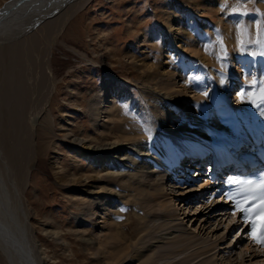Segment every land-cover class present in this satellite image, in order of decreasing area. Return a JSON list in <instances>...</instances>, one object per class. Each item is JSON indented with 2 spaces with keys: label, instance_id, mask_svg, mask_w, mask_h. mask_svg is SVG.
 Wrapping results in <instances>:
<instances>
[{
  "label": "bare ground",
  "instance_id": "obj_1",
  "mask_svg": "<svg viewBox=\"0 0 264 264\" xmlns=\"http://www.w3.org/2000/svg\"><path fill=\"white\" fill-rule=\"evenodd\" d=\"M71 1L72 0H2L0 2V42L6 41V39H13L11 41L14 42L15 39L19 38H17L19 34L29 32V29H34L33 26L36 22H40L43 20H46L43 23L44 26H52L53 28L58 27V24L60 22L62 23V19H65V22L63 24L67 23V26H71L74 22V19L67 21V16L72 12V10L74 11V8H76L77 10V5L79 6L80 4L83 7L87 0L75 1L76 3L72 4L63 14L59 15L58 17H53L55 16L57 9L65 7ZM208 1L209 2L207 3V5L209 6V8H211L212 4V9H214L212 11L211 9H208L209 13L211 14L215 12L217 14L219 5H216L220 2L217 3V0ZM222 1L223 3H226V0ZM221 6H223V4ZM260 6L262 8L261 10L264 12V0L263 2H260ZM229 10L230 9H228V11ZM226 11L227 10L221 12L224 13ZM166 14L167 16L164 22L168 26V30L171 33L176 32L175 34L183 33L184 30L181 27L180 19L176 18V15L174 13L168 14L167 11ZM221 17L218 16L215 20L213 19V21L216 24H221L223 19ZM258 18L259 17L251 15L250 17L246 18L243 16H232L227 20V22L225 21L222 29H220V31L223 32L226 43L230 48L229 58L233 61L236 60V57H238L239 54H242L240 52V49L242 47L240 45V42L243 40L242 37H239L240 35H238L241 31H243L242 27L244 28L247 23L249 24V28L253 30V32H256L257 24L260 21ZM208 26L209 29L212 28L211 25H207V27ZM215 32L217 33L218 31ZM263 32L264 28L262 29V33ZM205 36V34H198V36L194 37L193 34L189 33L186 40L187 44H182V40H176L177 38H175L174 35L168 38L166 37L167 44L165 47H172L174 48V51H176L178 49L176 47L179 46L181 49H183L184 52L188 54H186V57H184L185 54L183 55V58L185 59H187L188 56V63L185 62V66L179 65V67L175 68L174 71L171 70L169 67V61H171L169 57H172L171 55L173 52H170L169 49H167L164 52L167 54L164 56V64L162 65L161 70L160 65H157L154 62H140V66L138 67L139 73L137 75H132L140 77L143 87L146 89L149 88L151 91H153L149 94L154 97V104L161 109V112L159 113L161 116V120L163 119L165 121V125H163L164 127H158V125L155 127L154 131L158 133V136L155 137V144H150L151 149H149V146H145V149L143 147L139 148L140 151L149 152L148 155H141L143 156V158H151V160H148V162L146 163L147 165L145 168L149 169L153 167L152 170H150L149 172H147L146 170L139 171L140 173H142L138 175V177H150V180L147 183L146 181L144 182L140 179L139 181H137L138 178H132L131 175H134L133 177L135 178V174L137 175L139 172H124L123 174L125 175H121V172H118L121 169L120 167V169L118 170V166L120 164L123 165L122 161L135 162L133 160L134 158L130 157V154H133L134 152H130V154H128L126 152L127 147H125V145L129 144L131 146L136 143V141L138 142V140L150 138L149 134L150 131L152 132V129L149 128V125L152 121L145 118V115H147L145 108H137L136 111V114L140 115V118L141 116L145 118L143 126L137 121L133 123L130 122V124L125 121L126 119L124 117L126 114L123 110V107H120L118 105L119 103H116L118 99H123L121 97L123 96V94H127L121 80H118L114 83L108 81L103 87V95L100 98L96 99L98 101L95 100L96 102H92V104L90 105L91 116L96 126V135L88 132L82 133V138L76 139V148H71L70 152L71 150L74 151L73 157L75 159H87L89 165H92L93 168H91L90 170L88 168H85V166H80L81 169L77 171H65V175L61 178H67L69 181L67 184H65V188L69 191H73V195H71L70 198H72L74 202L87 204L85 209L90 212L91 216L93 215V218L89 223H94L96 225H100V223L102 224L101 226H99L100 230L95 231L96 237L98 239L97 243H95V245L91 247L93 253L97 256H100V259L94 257V260L97 261V263L95 264H120L126 258H128L127 261H133L130 264H190V262L195 261V259L205 256L212 250L218 248L219 245L217 244V242L209 239V234L210 232H212V236L216 235L217 237H220V235L218 236L216 232H213L215 230L209 229V227H211L213 224L216 225L217 223L218 226H220L221 224L223 225L224 220H229V223L225 226V230L223 229L221 236L224 235V232L229 233L238 226V230L242 229V232L239 234L240 238L238 239L236 244L231 246L230 243L224 246V248L229 249L227 251L229 254L228 257H225L226 251H224V248H219L220 250L218 254H221V258L224 259L225 262H230V260H232V253L235 249H237L236 245H238L241 241L242 244L238 246L240 248L239 263L243 264L244 257H249L253 260V257L255 256H264L261 255L264 254L263 246L254 243L252 245L251 242H248L247 234H245L246 229H243L242 226L240 227V219L237 217V213L235 212L234 215L233 212H231V206L229 205L230 207H228L227 201H224L223 197V205L219 204V198L221 197L218 196L215 199H212V201L211 198L208 197L211 205L206 207L205 204L204 208L201 210V212H203L204 210L208 209L214 210L217 207L224 208L223 211L221 210L222 212L216 214L214 213V221L210 220L211 217L207 215L208 217H202L200 219L201 221L197 224L199 226H195L194 229L189 228L190 230L186 227L187 223H185L184 221L185 219L188 222L194 221L192 217L190 218L188 215L194 216L197 213L190 214V212H188L189 207L185 205L193 204L194 199L192 200V198H194V195H197V197L198 195H204V193L207 192L210 186L209 183L211 181L207 177V175L202 172H197L192 177H189L188 174H191L190 169H200V166L203 165L204 160H206L209 155H212V157L209 159L218 164L220 163L221 157L224 160L228 158L229 155H231L229 157H232L233 159H235V161L237 159L242 160V158H251V156H253V159L262 158L255 157V154L257 153L256 150H254L252 142L255 141V138H258L262 135V132L260 130L258 132L255 131V125H257L256 116H258V119L261 118L262 122L264 123V99L261 103L257 100V98L261 95V90L257 88L258 84H252L253 80H249V77L243 79V76L239 73V69H233L234 71L232 73L237 75L238 80H241L239 84L243 85L250 83L248 88L252 87L255 88V90H248V92L246 90V95L240 97L239 99L237 97L240 93V90L237 91L235 98L237 102L242 103V105L244 106H239L238 110H234L231 117H226V115L224 114L229 111L227 108L223 112H219L217 110L218 100L215 101L212 105H207L204 93L199 94V96L195 98V100H200L196 102V105L200 104V106H198V108L200 109V113H194L196 109L195 106H192V102H194L195 100L192 99L190 101L187 96H177L183 92H186L185 95H188L189 93V91L187 90L188 85H186L187 77L184 76L187 67L190 68L191 65H196L199 63V65L209 68L214 74L219 69L226 68L224 67V65L219 67L220 63L218 57L221 56L220 53L223 50H221L220 47L218 48L219 41L217 36L214 37L212 35L213 37L211 43L215 51L214 52L212 50V52L214 53L213 56L210 54L209 47L211 46V44L210 46H207L205 42H203V44L196 43L198 42L196 40L197 38L200 42V39ZM144 37L145 34L143 35V38ZM32 41H34V39ZM8 46L9 51L12 52L10 53V58L12 59L11 64L14 66H21L26 57L25 55L28 49H26L25 51L23 47H20L17 44ZM8 46L5 47L7 48ZM200 53H202L201 56L199 55ZM28 55L30 56V53ZM126 55L128 58H131L134 53L128 51L126 52ZM195 56L197 57V60L193 59V57ZM134 59L136 58L134 57ZM40 60L41 61L36 62V65L40 69V71L37 73L38 76L36 78V85H34V82L32 83L33 85L30 84L31 86L25 85L24 81L22 80V78H24V73L20 74L21 71L18 76H15L17 73L13 70L14 75H11V81H13L12 93L14 92L12 98L14 99L15 105L17 104V102L20 104V108L15 107V117L13 116L12 118L16 130V135L18 137V145L12 144L10 146L11 149L8 148V150L5 151L9 160L4 168H0V260H3L4 258L6 263L8 261L10 264H44L45 259H48L50 257L51 259L56 260V262L52 263L57 264L58 262V257H54L48 252L44 251V259L37 251L36 243L34 242L35 240L32 236V229L29 225V221H31L29 217L30 213L26 210L24 201H22L23 193L25 191V185L27 183H30L31 179L35 175V167H33V165H36L35 162L39 161V154H41V152L44 154L47 153V148L51 143L49 133L46 130L48 129V127H50L51 119L46 122V127L42 125L45 128L46 132H44L43 130V132L38 135L39 139L37 138L38 140L36 141L34 137L32 138V136L28 134L29 127L26 121L27 116L24 117L25 115H27L26 110H28L24 107L26 106L27 101H37L36 99H34L33 94L36 91L40 94L45 89L50 90V79L48 80L47 78L48 73L46 74V72H44V69L46 67L44 65L45 62H43V58H41ZM171 62L173 63V61ZM135 67H137V65H135ZM53 72L56 74V71ZM156 72H159V75L163 76L164 79H162L161 82L155 84V82H153L155 81L154 79L156 77H159L158 75H155L157 74ZM193 74L195 75V73ZM177 77H179V80ZM220 82V80H217L218 84ZM149 83H151V85H149ZM151 86L154 87L151 88ZM179 87L183 88V92L176 93V96H168L165 94L166 91H173V93L176 91H180L179 89H176ZM261 87L264 88V81L261 83ZM24 89L28 92V99L25 97L26 95L23 94ZM198 91H200L199 88ZM120 92L122 93L119 94ZM229 92L230 91L227 92L226 98L230 95ZM161 93H163V95L165 94V97L155 96V94L157 95ZM147 94L148 91L147 93H145V95ZM255 94L257 106L255 108L251 107L247 109L245 106H249L251 104L250 102L252 98L255 97ZM24 97L27 99V101L26 99H24ZM168 100H172L175 106H181V109L179 111L183 112L182 116L186 115L187 113L188 117H190L191 114H196L199 116L198 119L190 120L185 118L186 121H184L180 119L182 116L178 114L177 116H175V109H172V107L169 105ZM252 110H254L256 114L253 113ZM61 115L66 117L67 114L65 113V111H62ZM153 118L154 117H152V119ZM12 119L9 123L12 122ZM67 120L69 119L67 118ZM153 120L155 121L156 119L154 118ZM194 121L196 122L195 124ZM169 123H173V125L170 126ZM10 126L12 127V123ZM128 128H130V130H128ZM164 128L167 131L176 134L175 137H172L173 135H168L167 133H165L163 131ZM258 133L260 135H258ZM12 136L10 135V137ZM92 144H94V146ZM37 146L40 147V153L36 151ZM192 148L194 150V153H191ZM122 149H124L123 155L119 158L118 162L114 161L115 159H112L113 156H111V154H114L120 150L122 151ZM242 150H245L246 154L243 153L242 155H239L240 152H243ZM161 151L165 154V163L163 161V164L154 162L157 158L162 159L164 157V155H160ZM129 158L131 159L128 160ZM181 165H183L184 168L185 165H189L187 167L186 175H182L185 174V172H179L180 169L177 171V168L181 167ZM11 167H13L14 169ZM8 168L10 169V171H7ZM63 169H65L63 166L60 167L58 174H62ZM18 173L23 175V178H21V180L23 179V183L19 180V185H17ZM199 176L205 177L199 186L198 184H195L193 186L188 185L187 187L179 188L178 191H174L176 188H178V184H191L193 183V181H196ZM106 177H111L112 179L118 178V183L120 184L121 188H124L125 192L121 194L116 193L115 187L117 186L110 185L109 183H107L109 185H106V187H104V185L92 186L93 188L89 190V188H91V182L93 180H99L103 182ZM129 178H132L131 182H129ZM165 179L167 181H173L170 183V185L174 183L175 187H166L167 184L164 183ZM77 183L82 184L81 189L72 187L73 185H77ZM211 185L212 188H216L217 191L219 186H222V183L220 181H216ZM83 187H87L86 190ZM82 192H85V194L87 193V195L80 194ZM219 192L220 191H217L218 194ZM10 195H14V197H16L19 201V208L17 210H13L11 206V200L9 197ZM220 196L222 195L220 194ZM175 198L177 201L182 198L183 200H181V202L184 203L182 204L181 202L178 203L176 201V203H178V207H172L175 203ZM92 200L93 202L91 203ZM21 201L23 202V206ZM179 204H182V206L185 207L180 208ZM201 207L203 206L201 205ZM194 208L196 210L200 209L199 204H196V207ZM192 210L193 209H191V211ZM210 210H208L205 215L210 213ZM16 211H19L20 213H16ZM131 212L134 213L133 221L137 222V226L134 230H132V232H128L127 230H124V227L129 224ZM95 216H97L96 219L99 220H96L94 218ZM216 217L220 219L217 220ZM135 222H132L131 224H135ZM208 225L209 227H207ZM207 229H209V231ZM56 230L57 229L54 228V230L52 231ZM86 230L87 229H80L79 233H86ZM205 230L208 231L206 233V237L204 236ZM62 231L63 230L56 231L54 234L58 236L59 239L64 240L65 244L67 242V248L70 252L72 251V249L67 239H65V236H63ZM155 231H158V234L159 231L160 233L163 231L165 233L164 235L169 236L163 238V240L165 241V243H163V246H158V244L156 245L155 242L158 243V241L160 240H153L160 238L156 237V233H154ZM200 233H203L202 236ZM151 234H154L155 237H153ZM208 242L209 244H207ZM88 244H91V242ZM166 245H168L169 247H167L165 251L164 249ZM161 248H163L164 251ZM189 251H192V254H190ZM187 252L189 253L188 256H184V253ZM71 258L75 260L78 259V257H76V253L71 254ZM210 259L211 258H209V260ZM209 260L208 258L204 259L203 261L201 259V264H207L209 263ZM160 261L162 262L159 263ZM262 262H264V260H262ZM0 264L3 263L0 262Z\"/></svg>",
  "mask_w": 264,
  "mask_h": 264
},
{
  "label": "rangeland",
  "instance_id": "obj_2",
  "mask_svg": "<svg viewBox=\"0 0 264 264\" xmlns=\"http://www.w3.org/2000/svg\"><path fill=\"white\" fill-rule=\"evenodd\" d=\"M1 1L2 0H0V2ZM75 1L78 0H72L65 7L57 9V12L53 17H58L59 15L63 14L72 4L76 3ZM221 1L222 0H217V3H220H218L217 5L215 4L216 6L219 5L217 14L215 12L210 14L208 9H211V11L214 9H212V4L211 8H209V6L207 5V3L209 2L208 0H87L83 7L80 4L79 6L81 8L77 5V10L76 8H74V11L72 10V12L67 16V21L74 19V22L71 26H67V23L63 24L65 22V19H62V23L60 22L61 25L59 23L58 27L53 28L52 26H44L43 23L46 20H43L40 22H36L33 26L34 29H29V32L19 34L17 36V38H19L15 39L14 42L11 41L13 39H6V41L0 42V168H4L9 160L5 151L8 150V148L11 149L10 146L12 144L18 145V137L16 135V130L12 118L13 116L15 117V107L20 108V104L17 102V104L15 105L14 99L12 98L14 92L12 93L13 81H11V75L15 71L17 73L15 76H18L21 71L20 74L24 73V78H22V80L24 81L25 85L31 86L30 84H32L33 82L34 85H36V78L38 76L37 73L40 71V69L36 65V62L41 61L40 59L43 58V62H45L44 65L47 67H45L46 70L44 69V72H46V74L48 73L47 78L48 80L50 79V90L45 89L40 94L36 91L33 94L34 99H36L38 102H28V92L25 89L23 91V94L26 95L25 97L27 98L26 99L24 97V99H26L27 101L26 106L24 107L28 109L26 110L27 115H25L24 117L27 116L26 121L29 127L28 134L32 136V138L34 137V139L37 141L39 139L38 135L43 132V130L44 132H46L47 130L51 142L49 147L47 148V153L45 154L42 153L39 150L40 147L37 146L36 151H38L39 153L41 152V154H39V161H36V165H33V167H35V175L31 179V182L25 185V191L22 197L24 206L30 213L29 217L31 221H29V225L32 229V236L35 240L34 242L36 243V249L44 259V251L48 252L54 257H58L57 264H95L97 263V261L94 260V257L100 259V256H97L93 253L91 247L95 245V243H97L98 239L96 237L95 231L100 230L99 226H101L102 224L100 223V225H96L94 223H89L92 220L93 215L91 216L90 212L85 209L87 204L74 202L73 199L70 198L71 195H73V191H69L65 188V184H67L69 181L67 178L61 177L65 175V171H77L81 169L80 166H85V168H88L90 170L91 168H93L92 165H89L87 159H75L73 157L74 151L71 150L70 152V149L76 148V139L82 138V133L88 132L96 135V126L91 116L90 105L92 104V102L98 101L96 99L100 98L103 95V87L108 81L114 83L118 80H121L123 83L125 92L127 94H123V96H121L123 99H118L116 103H119L118 105L120 107H123V110L126 114L124 117L126 119L125 121H127L129 124L130 122L133 123L137 121L142 126L144 124L145 118L152 121L149 125V128L152 129V132L150 131L149 134L150 138H146L148 140L144 138L138 140V142L136 141V143L131 146L129 144L125 145V147H127V150H125L128 154H130V152H134L133 154H130V157H133V160L135 162L122 161L123 165L120 164L118 166V170L121 167L120 171L118 172H121V175H125L123 174L124 172L135 173L136 171L138 173L142 170H146L147 172L152 170L153 167L149 169L145 168L147 165L146 163L148 162V160H151V158L146 159L145 157L143 158V156H141L145 154L148 155L149 152L140 151L139 148L143 147L145 149V146H149V149H151L150 144H155V137L158 136V133L154 131L155 127L157 125L158 127H164L163 125H165V121L163 119L161 120V116L159 114L161 112V109L154 104V97L149 94L153 91H151L149 88L146 89L143 87L140 77L132 75H137L139 73L138 67L140 66V62H154L155 64L160 65L161 70V67L164 64V56L167 54L164 52L167 49H169L170 52H173L171 55L172 57H169V59L173 61V63L169 61V67L171 70L174 71L175 68L179 67V65L185 66L184 63H188V56L187 59L183 58V55L185 54L184 57H186L187 53L184 52L183 49H181L179 46L176 47L178 48L176 51H174V48L172 47H165L168 37L174 35V37L177 38L176 40H182V44H187L186 40L189 33L193 34L194 37L198 36V34H205L206 36L200 39L201 43L199 42L198 38L196 40L199 43L196 41L195 42L197 44H203V42H205L207 46H210L211 44L209 48L210 54L213 56L214 53L212 52V50L214 51V47L212 46L211 40L212 37L216 34L214 37L217 36L218 38V48L220 47V49L223 50L220 53L221 56L218 57L220 63L219 67L224 65V67L226 68L219 69L214 74L209 68L199 65V63L196 65L193 64L190 66V68H186L184 74V76L187 77L186 85H188V95H185L186 92L182 91V87L176 88L180 91L175 90L176 92L174 93L173 91H166V95L176 96V93L183 92L177 96H187L191 101L192 99L195 100V98L198 97L199 94L206 93L205 97L207 105H212L215 101L218 100L217 110L219 112H223L227 108L231 113L228 111L224 114L226 115V117H231L230 115H232V112L234 110H238L239 106H244L242 105V103L237 102L235 98L237 91L240 90V92L242 91L244 92V95H246V90L247 92L248 90H255V88L252 87L248 88L250 83L243 85L239 84L241 80L237 79L236 74H232L234 71L233 69H239V73L243 76V79L249 77V80L256 81L255 84H258L257 88L261 90V95L257 98V100L260 103L263 101L264 88L261 87V83L264 81V32L262 33V29L264 28V12L261 10L262 8L260 6V2H263V0H226V3H223V1ZM222 4L223 6H221ZM200 5L202 8L200 7ZM228 9L230 10L228 11ZM225 10L227 11L224 13L221 12ZM167 11L168 14L174 13L176 15V18L180 19L181 27L184 30L183 33L175 34L176 32L171 33L168 30V26L164 22L167 16ZM220 15L223 17H221ZM250 15L259 17V35L257 28V31L253 32V30L249 28V24L246 23L244 28L242 27L243 31L238 34L240 35L239 37H242L243 44L240 42V45L245 48V51L242 54H239L238 57H236V60L233 61L229 58L230 48L227 45L225 36L223 32L220 31V29H222L225 21L227 22V20L232 16H243L246 18L250 17ZM218 16L223 18L221 24H216L213 21V19L215 20ZM207 25H211L212 28L209 29V26L207 27ZM214 30L218 32L216 33ZM144 34L146 38H143ZM33 39L34 41H32ZM257 41H259V43H257ZM13 44H17L20 47H23L25 51L26 49H28L29 51H26V57L21 66H14L11 64L12 59L10 58V53L12 52L9 51L8 45ZM5 46L8 47L6 48ZM128 51L134 53V55L132 56L133 58L127 57L126 52ZM29 53L30 56L28 55ZM199 55L201 56L202 53H200ZM134 57L136 59H134ZM193 59L197 60V57L195 56L193 57ZM176 62L180 63L178 64ZM135 65H137V67H135ZM53 71H56V74ZM193 73H195V75ZM155 75L159 76L154 79L155 81L153 82H155V84L161 82V80L164 79L163 76L159 75V72ZM177 78L179 80V77ZM217 80L223 81L224 83L221 84L220 82L218 84ZM149 85H151V83H149ZM152 87L154 86H151V88ZM198 88L200 91H198ZM147 91L148 94L145 95ZM228 91H230V95L226 98ZM121 93L122 92H120L119 94ZM165 94H155V96L165 97ZM240 97L241 96L238 95L237 98L239 99ZM198 101L200 100L198 99L192 102V106H195L196 109L194 113H200V109L198 108L200 104L196 105V102ZM168 102L172 109H175V116H177V114L180 116L183 115V112L179 111L181 109V106H175L172 100H168ZM250 103L251 104L249 106H245L247 109L251 107L255 108L257 106L256 94L255 97L252 98ZM137 108H145V111L147 112L145 118L142 116L140 118V115L136 114ZM62 111H65V113L67 114L66 117L61 115ZM152 117H154L157 121H154V118L152 119ZM198 117L199 116L196 114H191V116L188 117L187 113L180 119L186 121V119L195 120L198 119ZM67 118L69 120H67ZM11 119L12 127L10 126L11 123H9ZM43 119L45 120V122ZM49 119H51L52 124L50 123V127H48L49 130H45L43 126L46 127V122ZM258 120L259 121L257 122L259 128H261L260 131L264 130L261 118H259ZM195 123L196 122L194 121V124ZM169 125L172 126L173 123H169ZM128 130H130V128H128ZM163 131L168 135H173L172 137H175L176 135L167 131L165 128ZM9 134L11 136L13 135L14 137H10ZM1 135L3 136V138ZM92 145L94 146V144ZM128 148H130L131 150ZM123 152L124 149H122V151L120 150L114 154H111V156H113L112 159H115L114 161L118 162L119 158L123 155ZM192 152L194 153L193 148L191 150V153ZM243 153L246 154V151L244 150L243 152H240L239 155H242ZM160 155H164V157L162 159L157 158L154 162L162 163L164 161L165 163L164 152L161 151ZM130 159L131 158H129L128 160ZM62 166L65 169H63L62 174H58L59 168ZM186 167L184 168V166L181 165V167L177 168V171L180 169L181 171L179 170V172H185V174L182 175H186ZM7 171H10V169L8 168ZM197 172L200 171L190 169L191 174L188 175L189 177H192ZM141 173L139 172L137 175L135 174V178L133 177L134 175L131 176L133 179L138 178L137 181H139L140 179L144 182L146 181L147 183L150 180V177H138V175ZM22 176V174L18 173L17 185H19L18 183L20 181L23 183V179L21 180V178H23ZM132 178H129V182L132 181ZM204 178L205 177L203 176H199V178H197V180L193 181V183L191 184H178V188H176L174 191H178L179 188H184L188 185L193 186L195 184H198L199 186ZM116 179L106 177L103 182L99 180H93L91 182V188H89V190L93 188L92 186L104 185V187H106V185L110 184L117 186L115 187L116 193H124V188H121L120 184L118 183V178ZM171 182L173 181H167L166 179L164 180V183L167 184L166 187L168 188L169 186L175 187L174 183L170 185ZM215 182L210 181V186L207 192L204 193V195H198V197L197 195H194V198H192V200L194 199L193 204L185 205L189 207L188 212H190V214L197 213L194 216L188 215L190 218L192 217L194 221L188 222L186 221V219L184 220L185 223H187L186 227L188 229H194L195 226H199L197 224L201 221L200 219L202 217L210 216V220L214 221V213L216 214L224 210V208L222 207H217L214 210L208 209L211 212L206 215L205 213L208 210H204L203 212H201L205 204L206 207L211 205V203L209 202V198H211L212 201V199H215L218 196L221 197L220 192L219 194L217 193V191H220L218 190L220 189V186L217 191L216 188H212L211 184ZM72 187L81 189L82 184L77 183V185H73ZM83 188L86 190L87 187ZM80 194L87 195V193L85 194V192H82ZM9 197L13 210H17L19 208L18 199L14 197V195H10ZM182 198H180L178 201L175 198V203L173 202L174 205L172 207L177 208L178 203L183 200ZM219 200V204H222V197L219 198ZM176 201L178 203H176ZM92 202L93 200L91 201V203ZM182 204H179L180 208L185 207L182 206ZM196 204H199L200 209L196 210L194 208L196 207ZM201 205L203 207H201ZM191 209L193 210L191 211ZM16 213L20 212L16 211ZM132 213L133 212H131L129 224L124 227V230H127L128 232H132V230H134L137 226V222L133 221L134 213ZM96 217L97 216H95L94 218L96 219ZM218 219L220 218H217V220ZM132 222H135V224H131ZM223 222V225L221 224L220 226H218V223L216 225L213 224L211 227H209V225L207 226L209 227V229L215 230L213 232H216L218 236L220 235V237H217L216 235L212 236V232H210L209 234V239H212V241L214 242L216 241L219 245L218 248L212 250L205 256L195 259V261L190 262V264H201V259L203 261L207 258L208 260L209 258H211L209 260V263L207 264H242L239 263L240 248L238 247L242 244V241L239 242L238 245H236L237 249L233 251V257L231 258L232 260H230V262H225L224 259L221 258V254H218L220 250L219 248H224L225 245L230 243L231 246L236 244L238 239L240 238L239 234L242 232V229L238 230V226L229 233L224 232L223 234L225 236H221V233L225 226L229 223V220H224ZM54 228L57 229L56 231L63 230V236H65V239H67V241L69 242L73 253H76V257H78V259L75 260L71 258V254L73 253L72 251L69 252L67 248V242L65 244L64 240L59 239V237L54 234L56 232L52 231L54 230ZM80 229H87V232L79 233ZM209 229L207 230L209 231ZM207 230H205L204 233L205 237L206 233L208 232ZM162 232L160 233L159 231V234L158 231L154 232L156 233V237H160L158 239H153L160 240L158 241V243L155 242L156 245L158 244V246H163V243H165L163 238L169 237L167 235H164L165 233ZM200 234L202 236L203 233ZM151 235L155 237L154 234ZM90 242L91 244H88ZM248 242L250 241L248 240ZM207 244H209V242ZM167 247L169 246H165V251ZM161 249L163 250V248ZM228 250V248H224V251H226L225 257H228L229 255L227 252ZM188 254V252L184 253V256H188ZM190 254H192V251L190 252ZM263 257L264 256H255L253 257V260L249 257H244L243 264H263ZM127 259L128 258L123 260V262H121L120 264H130L131 262H133L127 261ZM0 262H2L3 264H10L8 261L6 263L4 258L3 260H0ZM52 262H56V260H53L50 257L48 259H45L44 264H55ZM161 262L162 261H160L159 263Z\"/></svg>",
  "mask_w": 264,
  "mask_h": 264
},
{
  "label": "snow or ice",
  "instance_id": "obj_3",
  "mask_svg": "<svg viewBox=\"0 0 264 264\" xmlns=\"http://www.w3.org/2000/svg\"><path fill=\"white\" fill-rule=\"evenodd\" d=\"M259 28H260V25L257 24L258 35H259ZM241 43L243 44V41H241ZM257 43H259V41H257ZM244 51H245V48L241 47L240 52L243 53ZM223 83L224 82L221 81V84H223ZM252 83L255 84L256 81L253 80ZM204 95H206V93ZM239 96L243 97L244 92L241 91L239 93ZM238 208H239V206H238ZM239 211L243 213V212L247 211V209L246 208H239ZM233 214L235 215V212ZM245 219H246V222L251 225L252 239L261 243V244H264V231L258 230V227H257V225H259V229L264 230V202H262V204L260 206V219H259V221H257L256 219H247V218H245Z\"/></svg>",
  "mask_w": 264,
  "mask_h": 264
}]
</instances>
